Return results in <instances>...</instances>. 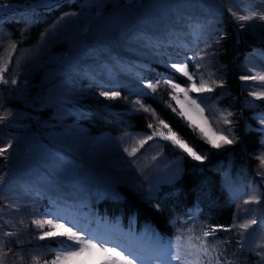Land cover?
Instances as JSON below:
<instances>
[{
	"label": "rangeland",
	"instance_id": "obj_1",
	"mask_svg": "<svg viewBox=\"0 0 264 264\" xmlns=\"http://www.w3.org/2000/svg\"><path fill=\"white\" fill-rule=\"evenodd\" d=\"M37 1L0 7L7 9L0 13V68L8 61L7 71L2 73L6 82L0 81V146L12 145L6 156L0 157L3 264H45L72 244L66 237L40 240L38 236L48 226L38 229L32 223L35 219L71 221L88 238L120 247L139 264H151L146 256L156 240L148 234L145 241L141 240L117 223L90 216L88 201L99 194L111 198L116 187L124 184L151 203L163 186L179 177L185 167L181 156L190 160L187 165L197 175L208 163L219 169L220 185L233 206L230 228L251 218L258 221L246 231L233 228L224 236L237 245L238 251L247 252L253 264H264V223L260 222L264 218V140L259 139L257 148L241 160L238 173L232 161L239 153L236 145L240 131L254 132L250 124L256 113L247 111L248 92L240 79L251 52L236 66L237 103L229 97V70L220 60L230 30L236 41L243 42L245 35L253 38V52L264 46L250 27L235 19L233 13L239 14L236 8L240 0H66L63 4L67 3V8L58 13L52 12L61 5L9 20L10 13ZM37 22L42 25L34 30ZM180 39L181 45L196 48L170 47L180 44ZM12 42L15 50H10ZM193 53L197 59L202 58L200 71L205 78L217 82L213 92L201 94V106L208 109L205 115L215 130L235 138L232 145L212 148L180 115L172 99L174 91L164 84L169 74H175L182 78L180 85H186V78L170 65L184 61L179 54L186 58ZM187 63L193 70L194 61ZM148 82L155 90L144 86ZM220 82L222 87L217 86ZM114 91L120 93L116 99L100 95ZM178 95L183 100V93ZM137 100L153 109L159 119V106L176 117L192 133L185 141L204 160H193L158 136L140 147L137 142L154 129L148 128L150 114L140 109ZM89 107L98 108L106 116H139L145 128L101 131L90 120ZM228 112L233 113L228 117L232 123L224 124L222 117ZM152 122L158 126V119ZM257 124L258 120L252 125ZM133 146L138 151L129 155ZM252 196L260 203H243ZM173 223L175 234L164 242L189 235L184 216H176ZM193 234L198 235V230ZM215 246L213 255L222 256L224 246Z\"/></svg>",
	"mask_w": 264,
	"mask_h": 264
},
{
	"label": "trees",
	"instance_id": "obj_2",
	"mask_svg": "<svg viewBox=\"0 0 264 264\" xmlns=\"http://www.w3.org/2000/svg\"><path fill=\"white\" fill-rule=\"evenodd\" d=\"M37 0H0V7L8 3L28 4ZM57 1V0H53ZM67 4L61 6L52 13H58L67 8ZM47 16V15H45ZM10 26V24H7ZM41 23L33 27L34 30H39ZM36 28V29H35ZM254 39L249 35H245L243 42L236 41L234 33L229 31V36L225 39L220 54L221 63L229 70L227 86L230 90L231 101L239 100L238 81L236 79V66L242 60L244 54L254 43ZM168 79L182 84V78L175 74H169ZM162 119L178 133V135L186 140L192 136V133L184 126L176 117L168 110L158 107ZM87 112L90 120L101 131L108 132H125V131H142L145 128V123L142 118L135 115H115L100 113L98 108L89 107ZM238 144L236 149L239 153L233 156V167L238 173L241 160H245L246 154L249 151H254L257 148L258 136L253 132L240 131L238 134ZM235 150V149H234ZM181 159L185 165L179 177L170 185L161 188L158 197L151 203L144 200L137 192L122 184L116 187L111 198H107L104 194L97 195L96 199L90 198L88 202L91 206L88 207L89 213L100 216L111 222H116L122 226L132 227L140 233L142 230L150 231L161 238L170 237L174 233L172 218L174 215L189 212L196 206L198 212L195 218L189 220L186 218L187 225L197 224V230L201 233V226L204 225H222L225 227L231 226L233 218V208L227 199L225 191L220 185L219 169L213 163H208L203 166L202 173L197 175L189 168L188 159ZM244 165V164H243ZM245 167H247L245 165ZM172 207V209H170ZM203 230H207L206 228ZM225 231H218L216 237L219 238V243L224 246V259L230 258L232 255H240L241 264H252V257L245 252H239L235 243L224 236ZM210 241L214 237L208 238ZM53 244V242H52ZM237 259V258H236ZM239 260V259H237ZM244 261V262H242Z\"/></svg>",
	"mask_w": 264,
	"mask_h": 264
},
{
	"label": "snow or ice",
	"instance_id": "obj_3",
	"mask_svg": "<svg viewBox=\"0 0 264 264\" xmlns=\"http://www.w3.org/2000/svg\"><path fill=\"white\" fill-rule=\"evenodd\" d=\"M5 7H7V5H5ZM233 15L239 22H247L254 19L253 15L250 14H236L234 12ZM15 47V42H12L10 44V50H15ZM188 60L194 61L192 66L193 70L191 71L187 63ZM201 61L202 58L197 59L195 53H193L192 56H187L182 62L172 63L170 68L185 77L187 83L185 86H181L172 79H165L164 84L168 85L174 91L175 94L172 95V99L175 100L176 104L179 106L180 115L185 117L194 129L199 130L203 138L212 148L220 149L226 145H232L235 142V138H230L224 131L215 130L209 118L205 115L208 109L206 106H201L203 104L201 94L213 92V84L217 83L215 80H211V77L205 78L204 73L200 71L201 67H203ZM7 63L8 61L5 60V67L0 68V81L6 82L2 73L7 71ZM240 79H260L264 81V77L258 78L256 76H241ZM12 83L14 84L16 81L13 80ZM144 86L148 89L155 90L151 82L146 83ZM217 86L222 87L223 82H220ZM180 93H183V100L179 98L178 94ZM189 93H195L196 96L193 97L189 95ZM100 95L108 99H116L120 96V93L116 91L111 93L101 92ZM254 95H256L257 99H264V92L255 93ZM136 103L139 104L143 112L150 114L148 128L154 129L146 138L140 139L137 142L140 147L147 144L154 136H158L160 139L170 142L175 148L182 150L183 153H186L187 156L191 157L193 160L201 162L204 160L205 157L198 153L189 142L181 138L168 123L163 119H159L153 109L142 104L139 100H137ZM173 111H175V109H173ZM232 115L233 113L231 112L224 115L222 117L223 123L231 124L232 121H230L228 117ZM0 119H2V117H0ZM153 119H158V126L154 127L152 122ZM164 129L167 131L165 132ZM11 147V143L0 146V157H5ZM126 151L129 150L126 149ZM137 151L138 148L133 146L129 151V155H135ZM261 165H264V157L261 158ZM243 203L259 204L260 200L256 196H252L244 200ZM188 216L189 220H191L192 214L189 213ZM260 222L264 223V218H262ZM32 223L38 229H44L45 225L48 226V230L43 231V233L38 236L40 240L66 237L68 241L72 242L71 245H67L59 251L54 259L50 262H45V264H139L138 260L126 254L120 247L99 242L97 239L88 238L86 232L77 230V228L72 225L71 221L54 223L53 219H35ZM257 223V219L251 218L244 223H234L231 228L222 225H204L201 226V233L199 235L193 234L195 232L194 226L186 225L189 235L183 237L178 236L175 242L156 241L152 246L151 254L146 256V258L151 264H231V262L226 259L222 260L220 255H213V253L216 252L215 245L219 243V238L216 237V233L218 231L231 232L233 228L246 231L249 227ZM205 228L207 230H203ZM8 235H12V233L9 232ZM209 237H214L215 239L210 241L208 239ZM60 243L64 244L65 241L61 240ZM261 255L264 256V253ZM0 264H3L2 260H0Z\"/></svg>",
	"mask_w": 264,
	"mask_h": 264
},
{
	"label": "bare ground",
	"instance_id": "obj_4",
	"mask_svg": "<svg viewBox=\"0 0 264 264\" xmlns=\"http://www.w3.org/2000/svg\"><path fill=\"white\" fill-rule=\"evenodd\" d=\"M42 1H44V0H42ZM47 1L59 2L60 0H57V1L47 0ZM65 2H66V0L63 3H65ZM232 3L234 5H236L234 1ZM62 4H60V5H62ZM238 4L240 6L238 7V9L236 8V10L239 12V14H250V15H253V17H254V19L252 21L242 22V24H245L246 26L250 27L255 32V34L258 36V38L264 43V0H240V2ZM60 5L51 4V3H43L42 4L41 1H37V2H34L31 5L27 6V7L25 6L26 8L23 7L24 8L23 12H25V13H21V12L19 14H15V12L10 13L9 14V20H11V22H13V21L18 20L19 17L27 15L26 13H30V11H34L37 9H54V8L59 7ZM6 11H7V9H2V10H0V13L3 14ZM230 12H232V11H230ZM188 35L185 34L183 36L186 37ZM199 37H200V35H199ZM179 41H180V44L174 45L176 47V49L180 48V47L181 48L182 47L190 48V46L181 45V42L183 41L182 39H180ZM202 42H203V39H202ZM195 48L196 47H194V48L191 47L190 49H195ZM240 73L243 76H256L258 78L264 77V46L261 49L255 48V51L251 52V55H250L248 61H246L245 65H244V69H242V71ZM242 81L244 82V84L246 86V89L248 92L249 103H250V106L247 108V111L255 112L256 114H258L255 116L256 119L252 120L251 122H252V124H255L256 120H258V122L264 128V99H257L256 95H254L255 93L264 92V81H262L260 79L242 80ZM262 179H264V178H262ZM249 193H252V190H250ZM252 195H254V194L252 193Z\"/></svg>",
	"mask_w": 264,
	"mask_h": 264
},
{
	"label": "water",
	"instance_id": "obj_5",
	"mask_svg": "<svg viewBox=\"0 0 264 264\" xmlns=\"http://www.w3.org/2000/svg\"><path fill=\"white\" fill-rule=\"evenodd\" d=\"M65 0H60L59 2H49V1H47V0H44V1H41L42 2V4L43 3H51V4H57V5H60V4H62L63 2H64ZM53 6V5H52ZM52 8V7H51ZM25 13V12H23V10H21V11H17V12H15V14H19V13ZM31 12H33V11H30V13Z\"/></svg>",
	"mask_w": 264,
	"mask_h": 264
}]
</instances>
